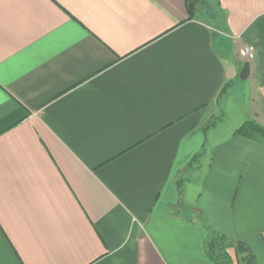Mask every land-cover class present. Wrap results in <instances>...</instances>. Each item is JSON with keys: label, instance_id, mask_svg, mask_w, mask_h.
Returning a JSON list of instances; mask_svg holds the SVG:
<instances>
[{"label": "crops", "instance_id": "obj_1", "mask_svg": "<svg viewBox=\"0 0 264 264\" xmlns=\"http://www.w3.org/2000/svg\"><path fill=\"white\" fill-rule=\"evenodd\" d=\"M201 1L0 0V264H264V0Z\"/></svg>", "mask_w": 264, "mask_h": 264}, {"label": "trees", "instance_id": "obj_2", "mask_svg": "<svg viewBox=\"0 0 264 264\" xmlns=\"http://www.w3.org/2000/svg\"><path fill=\"white\" fill-rule=\"evenodd\" d=\"M237 134L250 139L255 137L264 138V129L253 122H247L240 129H238ZM204 247L208 257L214 264H233L229 254L227 253V244L223 236L212 234V236H210L205 242ZM237 249L239 254H244L241 264H256L245 246L238 243Z\"/></svg>", "mask_w": 264, "mask_h": 264}, {"label": "built area", "instance_id": "obj_3", "mask_svg": "<svg viewBox=\"0 0 264 264\" xmlns=\"http://www.w3.org/2000/svg\"><path fill=\"white\" fill-rule=\"evenodd\" d=\"M255 48L251 45H246L239 49L238 56L241 60L247 63H252L255 59Z\"/></svg>", "mask_w": 264, "mask_h": 264}, {"label": "water", "instance_id": "obj_4", "mask_svg": "<svg viewBox=\"0 0 264 264\" xmlns=\"http://www.w3.org/2000/svg\"><path fill=\"white\" fill-rule=\"evenodd\" d=\"M250 73V67H249V63L245 62L241 68L240 74H239V79L241 81H245L247 80L248 76Z\"/></svg>", "mask_w": 264, "mask_h": 264}, {"label": "rangeland", "instance_id": "obj_5", "mask_svg": "<svg viewBox=\"0 0 264 264\" xmlns=\"http://www.w3.org/2000/svg\"><path fill=\"white\" fill-rule=\"evenodd\" d=\"M203 1H205V3H206L210 8L212 7L213 11L216 9V3H217V0H203ZM200 2H202V1L200 0ZM201 6H202V5H201ZM204 9H205V7H204ZM212 9H207L206 11L209 13V12H211Z\"/></svg>", "mask_w": 264, "mask_h": 264}]
</instances>
